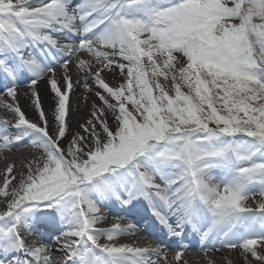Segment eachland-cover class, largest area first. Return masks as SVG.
<instances>
[{
    "label": "snow or ice",
    "instance_id": "snow-or-ice-1",
    "mask_svg": "<svg viewBox=\"0 0 264 264\" xmlns=\"http://www.w3.org/2000/svg\"><path fill=\"white\" fill-rule=\"evenodd\" d=\"M0 106V264H264V0H0Z\"/></svg>",
    "mask_w": 264,
    "mask_h": 264
},
{
    "label": "bare ground",
    "instance_id": "bare-ground-1",
    "mask_svg": "<svg viewBox=\"0 0 264 264\" xmlns=\"http://www.w3.org/2000/svg\"><path fill=\"white\" fill-rule=\"evenodd\" d=\"M41 94L44 99V106L47 110L50 105L52 104L51 100V94L48 92V90L41 86L40 88ZM27 91L26 86H22L20 89V97H19V103L22 106V108L26 111L28 116L32 119L36 118V114L32 111L30 107V101L27 96L24 95V93ZM5 102H10L7 100V98H4ZM70 103L73 105H79L80 111L76 112L73 115V128L76 127L77 121H81L86 118L87 115V108L84 106V102L82 98L79 95V92L76 94L75 97L70 96ZM0 117L5 118L9 117L10 114L6 111V109L2 106H0ZM24 153L23 152H17L15 154L9 153L7 159L3 156V154H0V171H2L5 168L6 163H10L13 160H20L23 159ZM106 214L109 216V220L105 223V227L111 226V224L114 222L111 218V213H108L106 210ZM135 241L140 246H146L148 243H157L155 239H150L147 236L142 235L141 233L137 237H129L128 242ZM218 254V255H217ZM175 251L170 250L168 252V261L169 264H178L177 261L174 259ZM227 256L226 252H214L209 251L206 254L197 250L196 246L193 245L191 250L185 251L182 261L179 262V264H210V262H218V264H225L224 258ZM161 264H164L163 261H161Z\"/></svg>",
    "mask_w": 264,
    "mask_h": 264
},
{
    "label": "rangeland",
    "instance_id": "rangeland-1",
    "mask_svg": "<svg viewBox=\"0 0 264 264\" xmlns=\"http://www.w3.org/2000/svg\"><path fill=\"white\" fill-rule=\"evenodd\" d=\"M218 255V254H217Z\"/></svg>",
    "mask_w": 264,
    "mask_h": 264
}]
</instances>
